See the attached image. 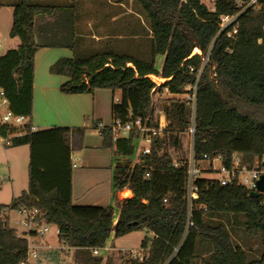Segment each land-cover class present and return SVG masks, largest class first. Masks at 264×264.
I'll return each mask as SVG.
<instances>
[{
  "label": "trees",
  "instance_id": "16d2710c",
  "mask_svg": "<svg viewBox=\"0 0 264 264\" xmlns=\"http://www.w3.org/2000/svg\"><path fill=\"white\" fill-rule=\"evenodd\" d=\"M124 1H111L117 9L112 7L104 20L124 13ZM133 1L140 11L126 12L113 21L106 45L96 48L79 33L80 0H0V5L13 6L10 34L20 39L17 47L0 54V88L8 107L28 117L22 130L0 124V132L13 135L10 145L30 146L28 189L10 204L0 203V264L27 259L28 239L8 222V212L21 207L44 212L45 221L57 226L59 240L76 250L75 264H104L103 255L94 254V248L106 247L113 233L118 238L140 230L146 232L141 246L150 247L144 260L116 263L111 256L105 264H264V194L253 196L237 181L224 185L217 178L198 177L199 198L188 226L184 187L188 157L183 153L193 118L186 87L197 84L194 155L199 164L208 161L211 166L220 157L229 166L236 156L241 166L253 168L263 161L264 0L259 8L240 15L235 37L218 30L220 15L238 9L236 0H216V10L203 0ZM123 38L127 46L113 42ZM41 47L73 51L50 67L52 73L69 77L61 85L63 92L109 88L120 96L121 102L113 105L114 120L141 117L156 125L160 112L166 114L163 133L135 164L134 140L139 133L114 138L111 126L95 124L104 147L118 156L113 190L133 192L118 202L116 222L114 205L72 201V155L82 149L86 127L32 129L35 56ZM195 47L203 54H192ZM159 55L164 56L161 68L156 65ZM205 55L209 61L204 64ZM151 75L166 80L157 84ZM165 89L173 96L158 107L154 93ZM240 229L245 237L259 240V256H251L235 241L233 232L239 234Z\"/></svg>",
  "mask_w": 264,
  "mask_h": 264
},
{
  "label": "crops",
  "instance_id": "0c3cea01",
  "mask_svg": "<svg viewBox=\"0 0 264 264\" xmlns=\"http://www.w3.org/2000/svg\"><path fill=\"white\" fill-rule=\"evenodd\" d=\"M0 6L7 8L13 13V6L8 4ZM123 7L126 8V5L123 4ZM92 10H94L93 6L88 8L87 14H90ZM77 11L74 10L76 13ZM80 11L83 12L81 8ZM125 14L126 11L114 15L111 21H115ZM89 17L88 15V18ZM93 23L94 21L91 22L88 20L86 26L92 38L100 39L107 36V34H104V36L98 34L93 29L89 31L88 27L90 26L89 28H93ZM118 32V37H121L120 30H118ZM0 38L1 40L3 39L2 34H0ZM48 48L65 47H41L36 53L32 124L35 126V130L53 126L86 127L83 136V147L72 155L73 161L76 163L72 178V201L76 205H114V222H116L120 212L118 202L125 197L132 196L133 192L129 188L118 191L113 190L114 166L118 156H116L110 148L104 147V137L101 131L95 127V124L100 121L106 126H111L113 124V105L115 96L113 91L109 88H98L93 92L80 94H68L63 92L61 90V85L68 80L69 77L52 73L50 67L60 57L72 56L73 54H52V52L45 54L48 53L46 52ZM40 51H44V54H40ZM134 155L132 156V160ZM10 221L11 211L8 212L9 224ZM114 239L116 238H114L113 233L107 241L108 253L106 259L114 256V254L110 252L111 246H114ZM42 256L49 261L53 259V254L51 252L42 253ZM29 263L31 264V262Z\"/></svg>",
  "mask_w": 264,
  "mask_h": 264
},
{
  "label": "rangeland",
  "instance_id": "374dc122",
  "mask_svg": "<svg viewBox=\"0 0 264 264\" xmlns=\"http://www.w3.org/2000/svg\"><path fill=\"white\" fill-rule=\"evenodd\" d=\"M4 2L6 0H3ZM111 1L115 0H80V7L82 9L81 20L78 22L77 26L79 29V33L84 36V42L86 44H91L96 48H102L108 40V37L104 36V34L108 35L110 32V27H113L115 24L110 19L104 20L103 15L109 12L112 7L117 9L118 5H114ZM208 5H210V0H203ZM126 12L133 14L135 11H140V6L133 0H125ZM93 6L94 10L90 11V14H87L88 8ZM135 14V13H134ZM88 15L90 16L88 18ZM136 16V14H135ZM91 22L94 21L93 29L98 34H102L104 37L100 39L92 38L91 34L87 31V22L88 20ZM124 21V20H122ZM146 21V20H145ZM13 25V13L9 11L7 8L0 6V34L3 35V39L1 40L0 53L5 52L7 49L11 47H16L20 43V39L18 37H13L10 34L11 28ZM80 26V27H79ZM124 35V34H123ZM47 39L51 38L50 36H45ZM53 38V37H52ZM54 39L57 40L56 37ZM126 39H115L114 43H120V45L127 46ZM45 50V49H44ZM49 54H73V51L70 48H48L46 49ZM40 54H44V51H40ZM164 56L159 55L157 57L156 65L157 67H161L163 64ZM151 78L155 79L157 82L162 83L163 81L160 79L162 77L151 75ZM182 96V95H176ZM171 97L170 93L165 89L163 92H155L154 100L157 106H161V104H165L168 102V99ZM6 107L0 105V112L5 111ZM43 129V128H42ZM192 138L188 134L184 137V149L183 153L186 157L190 158L191 150H192ZM135 145V155L132 160V164H135L139 159L140 150L143 146H147V142L143 138H136L134 140ZM29 163H30V146L28 144L23 145H6L3 142H0V203L1 204H10L13 198L19 194H21L24 190L28 189L29 186ZM213 172H205L203 171L204 177L208 178H220L223 176L221 170V160L219 158H215L213 160ZM256 165V164H255ZM261 166V164H259ZM200 168L209 167V162H201L199 164ZM11 211V221L10 224L15 227L18 233L21 236H24L29 239L30 246H36L39 259L30 258L31 264H75L76 260V250L72 249L66 244H63L59 240L58 228L55 224L49 225V230L43 235H31L25 231V228L22 224L23 216L19 213L17 209H12ZM239 234L233 232V236L236 242L243 245L251 254V256H259L260 242L257 238H247L242 233V229L238 230ZM146 232L143 230L133 231L124 236L118 237L114 239V246H111L110 252L114 254L111 258L112 261L116 263L125 262L128 256V249L130 248H139L141 247L143 238L145 237ZM245 240V241H244ZM51 252L53 254L52 260L44 259L42 253ZM107 253L106 249L101 251V254L104 257V262L107 261ZM124 254L125 257L121 255ZM121 256V257H120Z\"/></svg>",
  "mask_w": 264,
  "mask_h": 264
},
{
  "label": "built area",
  "instance_id": "2783aa9c",
  "mask_svg": "<svg viewBox=\"0 0 264 264\" xmlns=\"http://www.w3.org/2000/svg\"><path fill=\"white\" fill-rule=\"evenodd\" d=\"M238 9L234 13H224L219 17V30L218 34L225 32L229 37H235L239 30V17L240 15L250 9V8H259L261 6L260 0H236ZM209 8L211 10H216V0H210ZM217 38V36H216ZM215 38V39H216ZM0 46H1V38H0ZM213 46V44H212ZM210 47V50L212 48ZM199 53L203 54L201 48L195 47L192 54ZM207 54H210L207 53ZM209 61V55L204 56V64ZM193 69V68H192ZM153 80L159 84L154 78ZM188 92L186 95L189 99L192 100V108H193V118L192 122L188 128V133L192 138V150L191 156L188 158V164L185 171L184 178V187H185V199L188 203V226L192 224V206L194 201L199 198V185L196 180L198 177H203V171L205 172H213V159L211 162V166L207 168H200L199 162L195 159L194 155V140L196 134V120H195V110H196V94H197V84L193 86L186 87ZM192 90V92H191ZM115 103H120V96H115ZM0 105L5 106V111L0 112V124H6L10 128H20L22 130L28 121V117L24 114H17L13 112L8 107V100L6 98L5 92L0 88ZM132 114V112H130ZM168 124L166 114L164 111H161L159 117L157 119L156 125H149L145 122L141 117L136 119H129L126 121H122L121 119H115L112 127V132L114 138H118L121 136H129L131 131H137L139 136L137 138H143L147 142V146H143L140 150V153H150L151 146L156 138V136L163 133L164 129ZM32 129L35 130V126H32ZM18 134H23V132H19ZM12 134L4 135L0 132V142L5 143L6 145H10L12 143ZM204 158L207 159V154L204 155ZM221 160V170L223 176L217 178L220 180L222 184H228L234 181H237L240 184H243L248 187L249 190H257V180L260 178L261 174L264 173V159L259 163L257 161L253 168H248L246 166H241L240 159L234 156L233 163L231 165H226L220 157H217ZM261 164V166L259 165ZM175 165L178 166L179 162L176 161ZM76 166V163H74ZM264 194V193H263ZM19 213L23 216L22 224L25 228V231L31 235H43L49 230V223H47L43 217L44 212L37 207H21L18 209ZM103 249L108 250V247L104 248H94L93 253L96 255L101 254ZM150 247L149 246H141L139 248L128 249V260H144L149 254ZM125 257L124 254L121 255ZM39 259V253L36 246H30L28 249L27 259L22 261L20 264H30V258ZM51 264V263H49ZM128 264H131L128 262Z\"/></svg>",
  "mask_w": 264,
  "mask_h": 264
},
{
  "label": "water",
  "instance_id": "95a60500",
  "mask_svg": "<svg viewBox=\"0 0 264 264\" xmlns=\"http://www.w3.org/2000/svg\"><path fill=\"white\" fill-rule=\"evenodd\" d=\"M260 193H264V173L261 174L260 178L257 180V190L251 191V195L258 196Z\"/></svg>",
  "mask_w": 264,
  "mask_h": 264
},
{
  "label": "bare ground",
  "instance_id": "6f19581e",
  "mask_svg": "<svg viewBox=\"0 0 264 264\" xmlns=\"http://www.w3.org/2000/svg\"><path fill=\"white\" fill-rule=\"evenodd\" d=\"M162 81L166 80L165 78H160Z\"/></svg>",
  "mask_w": 264,
  "mask_h": 264
}]
</instances>
